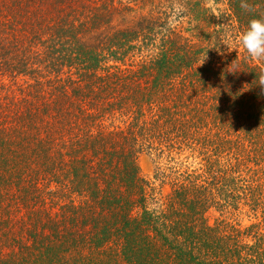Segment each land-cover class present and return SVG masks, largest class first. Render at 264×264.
Instances as JSON below:
<instances>
[{
    "label": "trees",
    "instance_id": "obj_1",
    "mask_svg": "<svg viewBox=\"0 0 264 264\" xmlns=\"http://www.w3.org/2000/svg\"><path fill=\"white\" fill-rule=\"evenodd\" d=\"M246 2L0 0V264H264Z\"/></svg>",
    "mask_w": 264,
    "mask_h": 264
},
{
    "label": "clouds",
    "instance_id": "obj_2",
    "mask_svg": "<svg viewBox=\"0 0 264 264\" xmlns=\"http://www.w3.org/2000/svg\"><path fill=\"white\" fill-rule=\"evenodd\" d=\"M205 3L211 8L216 6L215 0H205ZM240 7L245 11H255V6L246 0H241ZM238 43L243 51L242 59L264 64V19H252L246 30L240 34ZM258 85L264 91V71L258 76Z\"/></svg>",
    "mask_w": 264,
    "mask_h": 264
},
{
    "label": "rangeland",
    "instance_id": "obj_3",
    "mask_svg": "<svg viewBox=\"0 0 264 264\" xmlns=\"http://www.w3.org/2000/svg\"><path fill=\"white\" fill-rule=\"evenodd\" d=\"M156 158L153 155L143 153L138 158L140 172L147 180H153V170L155 167Z\"/></svg>",
    "mask_w": 264,
    "mask_h": 264
}]
</instances>
